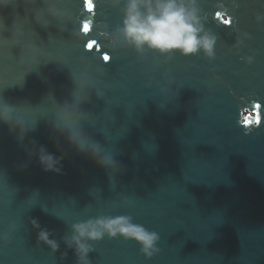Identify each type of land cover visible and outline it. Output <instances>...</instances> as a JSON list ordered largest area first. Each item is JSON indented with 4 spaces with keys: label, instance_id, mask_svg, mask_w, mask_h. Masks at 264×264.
Returning <instances> with one entry per match:
<instances>
[{
    "label": "water",
    "instance_id": "1",
    "mask_svg": "<svg viewBox=\"0 0 264 264\" xmlns=\"http://www.w3.org/2000/svg\"><path fill=\"white\" fill-rule=\"evenodd\" d=\"M92 3L0 0V104L27 129L21 143L0 123V264H76L72 225L121 216L159 251L106 235L91 264H264V0H198L211 57L117 45L123 4ZM80 95V128L118 168L62 138V174L28 162L33 143L61 154L55 110Z\"/></svg>",
    "mask_w": 264,
    "mask_h": 264
},
{
    "label": "clouds",
    "instance_id": "2",
    "mask_svg": "<svg viewBox=\"0 0 264 264\" xmlns=\"http://www.w3.org/2000/svg\"><path fill=\"white\" fill-rule=\"evenodd\" d=\"M106 3L112 8L123 4L121 25L115 30L113 37L117 45L130 46L137 52L148 50L168 56L175 53L188 56L200 51L209 57L213 55L215 37L203 26L198 0H106ZM49 13L56 15L53 8L49 9ZM84 98L80 95L75 104H64L55 110L56 118L50 129V139L61 154L49 152L44 145L37 148L33 143L26 150L28 162L35 159L43 171L62 174L66 156L58 143V138H62L69 149L88 158L97 167L113 170L118 168L114 155L90 139L79 126L82 114L78 111V105ZM0 123L7 124L9 131L15 132L18 141L23 142L27 129L22 121L14 120L10 105L0 104ZM24 167H27V163L21 170ZM32 223L40 229L37 234L38 242H43L53 252L57 251L59 245L50 239L48 230L41 229L35 220ZM106 235L135 240L146 258H151L159 251L156 247L159 239L156 233L133 224L130 217L123 216L98 217L74 223L72 234L65 239V245L75 255L76 264H91L88 257L94 251L93 243ZM66 255V252L63 253L62 258Z\"/></svg>",
    "mask_w": 264,
    "mask_h": 264
},
{
    "label": "snow or ice",
    "instance_id": "3",
    "mask_svg": "<svg viewBox=\"0 0 264 264\" xmlns=\"http://www.w3.org/2000/svg\"><path fill=\"white\" fill-rule=\"evenodd\" d=\"M88 2L90 4L91 10H94V5L92 3V0H88ZM228 24H230V21L228 22ZM107 60H110V57H107ZM257 106L260 107V104H258Z\"/></svg>",
    "mask_w": 264,
    "mask_h": 264
}]
</instances>
